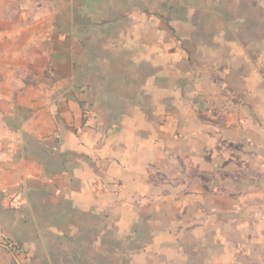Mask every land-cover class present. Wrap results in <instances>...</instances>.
I'll list each match as a JSON object with an SVG mask.
<instances>
[{"label": "crops", "instance_id": "crops-1", "mask_svg": "<svg viewBox=\"0 0 264 264\" xmlns=\"http://www.w3.org/2000/svg\"><path fill=\"white\" fill-rule=\"evenodd\" d=\"M242 247L264 264V0H0V264Z\"/></svg>", "mask_w": 264, "mask_h": 264}, {"label": "rangeland", "instance_id": "rangeland-1", "mask_svg": "<svg viewBox=\"0 0 264 264\" xmlns=\"http://www.w3.org/2000/svg\"><path fill=\"white\" fill-rule=\"evenodd\" d=\"M250 241V240H249ZM247 244L249 243L248 240L246 242ZM2 244L5 246V248L7 250H11L13 253L19 254L21 253L20 249L18 248V246L16 244H14V241L10 240V239H6L4 242H2ZM242 247V250H244L245 252H243V254L246 255V257L250 256L251 263L253 264L254 261V256H253V251L251 249H248V247ZM247 261V264H251ZM16 264H23V263H16Z\"/></svg>", "mask_w": 264, "mask_h": 264}]
</instances>
